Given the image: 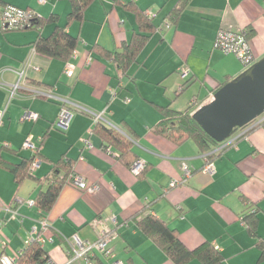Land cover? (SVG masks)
<instances>
[{
	"label": "crops",
	"instance_id": "1",
	"mask_svg": "<svg viewBox=\"0 0 264 264\" xmlns=\"http://www.w3.org/2000/svg\"><path fill=\"white\" fill-rule=\"evenodd\" d=\"M134 1L153 16L158 27L141 51L139 62L130 68L134 80L119 78L113 61L90 52L97 43L114 49L130 40L136 22L122 2L95 0L85 12V20L68 27L80 38L71 58V75L65 73V62L35 50L37 30H5L0 19V110L6 108L0 149L5 142L11 145V149L1 150V156L19 162L30 152L21 149L25 139L38 144L48 131L34 174L44 177L53 162L65 155L74 160L76 174L88 184L98 185L94 192L72 185L61 189L47 215L48 229L40 233L47 253L53 263L67 264L69 255L60 238L77 235L84 242L92 241L97 237L95 219L100 218L117 233L113 248L124 264L129 257L132 264H175L136 226L143 207L148 206L178 230L187 247L210 241L225 257V264H264V126L255 127L210 159L215 165L213 174L203 168L206 155L216 146L203 153L192 140L176 143L154 128L162 116L156 105H170L179 111L192 104L198 108L245 69L234 55L214 47L219 30L250 27L252 52L256 60L264 57V0H190L177 25L167 19L177 0ZM3 2L42 17L56 13V24L61 25L71 8L68 0H0ZM56 24L45 23L40 33L49 35ZM21 71V87L11 96ZM35 90L51 91L60 100L35 96ZM61 99L90 111L74 109L65 131L54 128ZM25 111L37 113V119L21 120ZM94 113L130 139L133 152L146 162L140 177L109 153L93 133ZM125 122L134 133L127 130ZM12 149L21 150L17 155ZM184 164L191 168V175L170 187L172 180L183 179ZM39 188L30 179L17 185L12 174L0 167V218L5 219L2 238L9 254L25 247L33 227L41 230V217L25 203ZM15 197L24 202L14 205L19 215L13 219L2 209ZM254 211L255 235L242 219ZM110 217H115L116 223ZM187 264L202 263L194 259Z\"/></svg>",
	"mask_w": 264,
	"mask_h": 264
},
{
	"label": "trees",
	"instance_id": "2",
	"mask_svg": "<svg viewBox=\"0 0 264 264\" xmlns=\"http://www.w3.org/2000/svg\"><path fill=\"white\" fill-rule=\"evenodd\" d=\"M68 1L70 2L71 8L67 15L66 23L63 25L56 24V13H52L48 17H42L32 12L30 9H26L30 10L31 12L29 16L25 18L20 27H2L5 30H37L39 34L33 42L35 50L51 58L59 59L66 64L71 60L80 44L79 36L71 34L68 31V27L75 22L82 23L85 20V12L87 8L95 0ZM113 1L115 4L122 2L123 6L134 15L136 26L131 38L129 41L122 42L119 47L114 49H107L98 43L94 44L90 48V52L96 58L113 61L119 70V78H123L125 76L131 77L130 68L139 62L138 58L141 51L149 41L151 35L157 31L158 27L153 21V16L148 14L143 8L139 7L134 0ZM189 1L190 0H177L176 5L167 14V19L171 25L178 24L182 11L187 6ZM0 4L1 13V9L10 3L3 2ZM48 22H53L56 25L49 35H43L40 33L41 28L45 23ZM243 34L244 37L249 40V38L253 35V31L250 27H248L243 29ZM131 79L134 80V77H131ZM187 83L188 82H186L185 85H187ZM156 108L162 115L161 120L156 123V125H154V128L158 134L176 143L187 139L192 140L196 144L197 148L203 153L211 150L213 147L219 144L209 134H207L194 119L193 112L197 108L196 104H192L182 111L176 110L170 105H156ZM2 110H4L5 114L6 108ZM4 114L1 124L3 123ZM124 124L128 131L134 133V130L127 122ZM262 126H264V124H262ZM237 130L239 129H235L234 132ZM92 131L98 135L107 151H111V154L116 155L118 159L126 163L128 166L138 159L132 150V143L130 139L121 131L116 129L110 122L106 121L103 117L97 119L95 118ZM48 134L49 132L47 131L44 133V135H42L39 143L37 144L39 147L44 143ZM9 148L11 149V146L6 147L3 143V146L0 149V167L12 174L14 182L17 185H21L26 179H30L33 180L36 185L40 186L33 198L34 206L32 208H34L35 212L41 218L47 217L61 189L65 185H71L72 177L74 174H76L74 172V160L63 155L57 161L53 162V165L44 177H38L31 170V165L37 156L42 160L43 155L41 154L40 149H38L36 153L28 152L29 154L27 153V155L21 157L19 162H13L1 156V150ZM21 149H24L23 146ZM21 149H12V152L18 155L19 150ZM146 168L147 167L137 174V176L140 177ZM43 183H46L45 189L42 188ZM150 208L151 207L148 206L143 207L142 212L144 214H142L141 218L136 219V226L145 236L150 238L151 241L154 242L173 263L187 264L190 261L197 259L202 264H225V257L210 241H205L195 248L187 247L182 241L178 230L173 228L169 222L157 217L153 212H151ZM255 214L256 211L252 213L249 212L247 214L245 213L242 216L244 223L247 224L250 234L253 235L256 234V221L254 218ZM113 242L111 243L112 247ZM60 243L70 256V245L68 241L66 239L60 238ZM261 247L264 253L263 244H261ZM16 253L17 256L14 264H47L48 261H52L45 246L37 240L33 241L22 251L19 250ZM126 261L127 264H132L131 257H129ZM78 264L82 263L78 262Z\"/></svg>",
	"mask_w": 264,
	"mask_h": 264
},
{
	"label": "built area",
	"instance_id": "3",
	"mask_svg": "<svg viewBox=\"0 0 264 264\" xmlns=\"http://www.w3.org/2000/svg\"><path fill=\"white\" fill-rule=\"evenodd\" d=\"M38 1L40 3H45L47 0ZM30 12L31 11L24 8L15 6L13 4H8L1 9L0 19L4 27L17 28L22 25L23 21L25 20V18H27V16H29ZM214 47L216 49L222 50L223 52L236 55L245 68L257 61L255 55L252 52L249 40L244 37L243 29L239 31H233L229 29L219 30L214 42ZM18 73L19 81L12 86V89L10 91L11 96H13L16 93V90L21 87L20 79H22L23 71ZM65 73L67 75H71L73 73V64L71 60L65 64ZM34 95H42L48 98L59 99L58 97H55V95L51 91L35 90ZM213 97L214 95H211L209 102L213 99ZM61 101L62 106L55 122V126L59 130H67L70 125L74 109L90 112L87 109L69 100L61 99ZM3 114L4 110H0V124L2 122ZM93 115L96 119L102 118V115L99 113H94ZM36 118L37 113L32 111H25L22 115L21 120H32ZM262 124H264V114L245 127L237 130L228 139L216 146L211 153H208L206 155L207 163L205 164L203 170L209 174H213L215 172V165L214 162L210 159L217 155L218 152L224 147L232 144L237 138L245 136L249 131L257 126H261ZM4 146L10 147L11 145L10 143L5 142ZM22 146L24 149H28L32 153H36L37 151V144L31 138H26ZM108 152L111 153V151ZM40 163L41 158L38 156L35 157L31 165V170L33 171L35 168L39 167ZM145 167L146 162L142 159L135 160L129 166L131 172L135 175L139 174ZM183 172V179L172 180L169 184L170 187H174L183 181H187L186 179L191 175V168L187 164H184ZM71 185L81 191L87 192H94L96 189H98V185L88 184L87 181L78 174L73 175ZM17 202L21 204L24 202V200L21 198H15L12 203L3 207V210L8 214L9 218L15 219L19 215L16 211L17 209L14 208V205H16ZM25 203L31 208L34 206L33 199L26 200ZM110 219L114 223H116L115 217H110ZM4 221L5 219L0 218V264H13L16 260L17 253L8 254L6 252L7 241L2 238V227L5 223ZM40 224L41 230H39L37 227H33L30 230V234L26 239L27 246L36 240L41 244L44 243V239L42 236H40V233L48 229V221L41 218ZM95 227L97 229V237L92 241L84 242L77 235H73L67 240L70 245V256H68L67 264H71L73 262H80L82 264H103L102 261H106V264H123L122 260L116 258L114 249L111 246V243L117 237V233L114 230H111L107 226L106 221H103L100 218L95 219ZM47 264L55 263H53L52 261H48Z\"/></svg>",
	"mask_w": 264,
	"mask_h": 264
},
{
	"label": "water",
	"instance_id": "4",
	"mask_svg": "<svg viewBox=\"0 0 264 264\" xmlns=\"http://www.w3.org/2000/svg\"><path fill=\"white\" fill-rule=\"evenodd\" d=\"M264 114V57L222 85L213 99L193 112L194 119L217 143Z\"/></svg>",
	"mask_w": 264,
	"mask_h": 264
},
{
	"label": "rangeland",
	"instance_id": "5",
	"mask_svg": "<svg viewBox=\"0 0 264 264\" xmlns=\"http://www.w3.org/2000/svg\"><path fill=\"white\" fill-rule=\"evenodd\" d=\"M232 55H234V54H232ZM237 59H238V57L236 56V55H234ZM239 60V59H238ZM240 61V60H239ZM241 62V61H240ZM241 64H242V62H241ZM54 128H56V127H54ZM59 131H61V130H59ZM38 146V145H37ZM38 149H40V147L38 146L37 147V150ZM31 152V151H30ZM37 152V151H36ZM15 198H17V197H15ZM17 205L19 204V202H17L16 203ZM9 205V204H8ZM2 209V208H1ZM3 210V209H2ZM17 211V210H16ZM18 212V211H17ZM42 219H46L47 220V217H43ZM48 221V220H47ZM24 245H25V243H24ZM27 247V245L24 247V249ZM9 254V253H8ZM120 259V258H119ZM14 264V263H13Z\"/></svg>",
	"mask_w": 264,
	"mask_h": 264
},
{
	"label": "bare ground",
	"instance_id": "6",
	"mask_svg": "<svg viewBox=\"0 0 264 264\" xmlns=\"http://www.w3.org/2000/svg\"><path fill=\"white\" fill-rule=\"evenodd\" d=\"M235 133V132H234Z\"/></svg>",
	"mask_w": 264,
	"mask_h": 264
}]
</instances>
